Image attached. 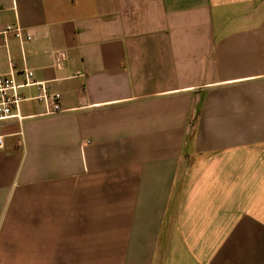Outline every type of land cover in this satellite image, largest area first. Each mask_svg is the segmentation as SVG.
I'll return each mask as SVG.
<instances>
[{"label":"crops","instance_id":"crops-1","mask_svg":"<svg viewBox=\"0 0 264 264\" xmlns=\"http://www.w3.org/2000/svg\"><path fill=\"white\" fill-rule=\"evenodd\" d=\"M27 71L0 264H264V0H0Z\"/></svg>","mask_w":264,"mask_h":264},{"label":"built area","instance_id":"built-area-1","mask_svg":"<svg viewBox=\"0 0 264 264\" xmlns=\"http://www.w3.org/2000/svg\"><path fill=\"white\" fill-rule=\"evenodd\" d=\"M3 33H10L17 38L26 40H30L32 38L31 35H25L22 29L16 25H8L3 31ZM26 74L27 81L21 85L17 84L12 76L0 74V127L3 121L15 116L14 110L19 106V103L23 100V97L18 92V88L23 85H35L38 89V95L36 96V98L42 101L51 102L52 113L58 112L60 110L61 95L59 93L48 92L43 82L33 80V71H27ZM3 145V136L0 135V147H2Z\"/></svg>","mask_w":264,"mask_h":264}]
</instances>
